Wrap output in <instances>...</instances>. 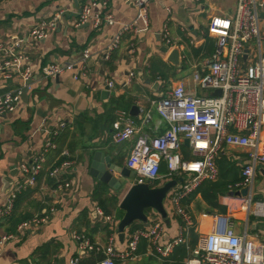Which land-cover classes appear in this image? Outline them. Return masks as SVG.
Masks as SVG:
<instances>
[{"label":"crops","instance_id":"crops-1","mask_svg":"<svg viewBox=\"0 0 264 264\" xmlns=\"http://www.w3.org/2000/svg\"><path fill=\"white\" fill-rule=\"evenodd\" d=\"M237 1L151 0L148 24L130 0H106V3L102 0L0 1V44L9 47L16 39H22L20 49L27 52L34 70L29 82L31 88L23 102L0 119V207L11 188L27 179L21 164L30 162L44 149L49 139L48 130L58 128L61 122L66 123L57 137V147L47 153L35 185L18 195L14 211L9 216L0 218V238L13 235L2 247L0 264H70L73 257H79L84 264H94L104 257L101 252L82 248L76 234H84L104 248L114 236V248L120 252L126 250L133 230L146 226L136 222L126 230L124 240L119 239L118 223L124 215L120 202L134 183V177L125 179L115 172L123 185L119 190L111 189L90 174L92 156L96 151H102L112 158L113 163L126 166L137 135L153 138L168 127L152 101L167 94L174 84L184 83L190 93L212 95L214 90L198 86L193 74L196 71L204 73L202 63L215 49L216 35L209 32L212 18L233 17ZM86 3L92 4L94 13H112L116 23L103 22L95 28L90 20L78 25L80 8ZM231 4L235 6L229 12L227 8ZM59 10H64V21L60 20L55 30L48 29L46 39L33 41L29 35L31 28L41 20L52 18ZM136 19L138 24L133 22ZM130 23L133 26L124 32L120 47L108 60L104 59L113 35L124 24ZM165 24L176 42L174 47H166L180 50V65L168 61V53L162 50ZM260 29L264 54V8L260 10ZM86 48L91 51L88 59L82 56ZM258 54L257 48L253 47L243 61L252 63ZM9 55L0 50V59ZM68 61L74 63V68L57 75L58 78L41 74L42 69L51 63ZM131 72L135 73L134 79L124 84ZM79 73L81 75L76 78ZM108 80H113L116 85L110 89V95L103 98L102 90ZM24 83L19 68H14L9 78L0 71V93ZM133 106L139 108L137 115L131 114ZM118 109L128 111L140 128L133 138L121 143L112 138ZM64 151L69 155H64ZM181 151L185 157L191 154L185 140ZM249 151L248 147L224 145L216 159L218 177L204 180L199 185L201 190L198 187L183 201L194 225L186 235V243L177 245L162 258L152 254L149 242L142 239L137 258H116V264H184L193 256L191 250L197 246L199 238L213 230L218 215L228 217L238 234L264 244V214L255 211L256 203L264 202V164L256 163L254 180L247 186L246 196L241 193L246 186H234L242 180L244 166L251 163ZM69 160L71 164L62 167L58 178L50 175L52 169ZM164 164L161 163L162 175L167 172ZM173 179L162 178L151 185L161 186ZM58 180L71 183L63 195L54 193ZM177 182L165 200L169 223L164 220L161 245L181 233L185 235L181 228L183 222L176 215L170 199L180 186L179 179ZM206 182L219 185L210 191ZM98 186L103 192L101 197L108 213L94 198ZM53 207L55 210L51 211ZM46 215L47 221L18 230L22 222ZM107 215L113 216L114 220H105ZM149 216L162 219L153 210L149 211Z\"/></svg>","mask_w":264,"mask_h":264},{"label":"built area","instance_id":"built-area-1","mask_svg":"<svg viewBox=\"0 0 264 264\" xmlns=\"http://www.w3.org/2000/svg\"><path fill=\"white\" fill-rule=\"evenodd\" d=\"M1 1V0H0ZM137 8L139 16L148 24V8L151 0H130ZM106 3V0H102ZM264 8V0H238L233 17H213L209 32L216 35L215 49L212 55L202 63L204 73L194 72L193 80L201 88L221 89L220 95H197L190 93L184 83L174 84L167 94L153 100L161 117L167 121L168 127L160 135L150 138L145 134L136 136L133 148L126 159V166L135 172L134 183L154 182L166 179H179L180 186L171 194L176 215L183 222L184 234L160 244L165 230L164 219L149 216V225L139 226L133 230L128 239L127 248L117 251L114 248V236L104 248L92 242L84 234H76L81 247L88 251L103 253L104 257L94 264H116L115 259L129 260L137 258L139 243L142 239L149 242L152 254L165 258L180 244L186 243V235L190 234L194 225L183 201L193 193L204 180H215L218 177L216 159L224 145H235L249 148L251 163L244 166L242 180L234 186H250L255 176L257 162L264 164V54L262 51V35L260 29V10ZM64 10H59L50 19H44L31 28L30 38L39 42L49 36L48 29L55 30L62 18ZM93 21L95 28L103 22L113 25L116 20L112 13H94L92 4H84L79 11L77 24ZM138 24V20L133 21ZM133 26L124 24L113 35L112 41L104 52L103 58L108 60L111 54L120 47L123 34ZM162 39L165 46L174 47L175 43L170 28L165 24ZM22 39H16L9 47L0 44V50L9 55L0 59V71L9 78L14 68H19L24 84L0 93V119L13 112L22 102L34 70L29 63L27 52L21 50ZM256 47L259 54L256 61L245 63L243 57L251 48ZM14 51V52H13ZM12 52V53H11ZM84 59L91 56L86 48L82 52ZM74 68V63H51L41 71L44 77L57 75ZM85 72H83L84 74ZM81 73L76 75L79 78ZM135 77L131 72L128 81ZM109 89L115 87L113 80L105 83ZM117 119L114 123L113 141L121 143L133 138L140 132L135 119L128 111L116 110ZM45 123V122H44ZM66 126L61 122L58 128L48 130L49 139L44 149L36 154L30 162H23L21 170L27 179L17 182L6 196L0 207V218L9 216L15 208L18 195L28 187L35 185L46 160L49 150L57 147L60 130ZM189 140L190 156L185 157L181 151L183 141ZM69 155L68 151L63 152ZM166 163L167 172L161 174V163ZM71 164L65 161L61 167L51 170L50 175L58 178L62 167ZM69 181L58 180L54 193L63 195L70 187ZM251 201V199H250ZM55 208H51L54 211ZM256 212L264 214V202L256 203ZM155 212V211H154ZM103 214V212H101ZM48 216L22 222L18 230L23 231L35 223H43ZM112 222L114 217L105 216ZM13 235L7 234L0 238V253L4 243ZM192 257L184 264H264V244L240 235L226 216L215 217L213 230L198 240L191 250ZM70 264H84L79 257L70 259Z\"/></svg>","mask_w":264,"mask_h":264},{"label":"water","instance_id":"water-1","mask_svg":"<svg viewBox=\"0 0 264 264\" xmlns=\"http://www.w3.org/2000/svg\"><path fill=\"white\" fill-rule=\"evenodd\" d=\"M62 21H64L63 16L61 18V22ZM162 50L168 53V61L174 65H180L181 53L178 48L169 50L168 47L164 46ZM147 81L150 82V80ZM110 93L109 87L106 86L105 89L102 90L103 98H107ZM220 94L221 89H216L212 93V95ZM138 109L137 106H133L131 114L137 115ZM185 145H190L188 139H185ZM89 172L94 178L114 190H119L123 185V181L115 176V172H119L125 179L134 177L135 175V172L128 167L113 163L112 158L102 151H96L93 154ZM177 184L178 182L176 179L169 180L161 186H152L147 182L133 183L120 202V208L124 211V215L118 223L119 239L123 241L126 230L136 222H141L148 226L150 210L160 214L165 222L169 223L165 200L170 189ZM248 191L249 187L246 186L241 190V193L246 196Z\"/></svg>","mask_w":264,"mask_h":264},{"label":"trees","instance_id":"trees-1","mask_svg":"<svg viewBox=\"0 0 264 264\" xmlns=\"http://www.w3.org/2000/svg\"><path fill=\"white\" fill-rule=\"evenodd\" d=\"M161 171V170H160ZM162 173V172H161ZM155 183V182H154ZM156 183H157V181H156ZM203 185V184H202ZM205 185H207V188H208V190H214L219 184H217V183H207L206 182V184ZM204 185V186H205ZM201 187V186H200ZM198 188V189H200L201 190V188ZM197 189V190H198ZM103 191H104V188H103ZM102 194H103V192H102V190H101V188H100V186H98L97 188H96V190H95V192H94V198H96L98 201H99V203L102 205V207L105 209V211L108 213L109 212V210H107L106 208H105V206H104V200H103V198L101 197L102 196ZM204 195H205V193H204ZM135 225H137V224H135ZM193 234V232H191V235ZM195 245V244H194Z\"/></svg>","mask_w":264,"mask_h":264},{"label":"rangeland","instance_id":"rangeland-1","mask_svg":"<svg viewBox=\"0 0 264 264\" xmlns=\"http://www.w3.org/2000/svg\"><path fill=\"white\" fill-rule=\"evenodd\" d=\"M234 6H235V4H231L227 9H228V11L230 12V11H233L234 10ZM178 79V77H176V80ZM162 163H163V165H165L164 164V161H162ZM192 255V254H191Z\"/></svg>","mask_w":264,"mask_h":264}]
</instances>
